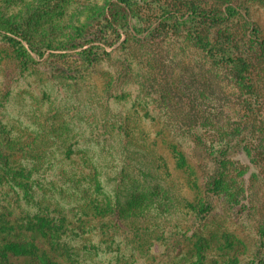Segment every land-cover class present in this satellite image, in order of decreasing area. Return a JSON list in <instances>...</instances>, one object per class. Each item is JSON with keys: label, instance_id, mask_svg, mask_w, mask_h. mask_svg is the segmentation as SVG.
<instances>
[{"label": "rangeland", "instance_id": "1", "mask_svg": "<svg viewBox=\"0 0 264 264\" xmlns=\"http://www.w3.org/2000/svg\"><path fill=\"white\" fill-rule=\"evenodd\" d=\"M110 1L0 0L44 51L22 60L0 32V264L33 262L3 248L16 238L57 264H264V0H136L119 32ZM86 40L93 61L66 47ZM218 154L225 183L198 220ZM95 198L121 216L88 215ZM60 211L62 235L29 227Z\"/></svg>", "mask_w": 264, "mask_h": 264}, {"label": "trees", "instance_id": "2", "mask_svg": "<svg viewBox=\"0 0 264 264\" xmlns=\"http://www.w3.org/2000/svg\"><path fill=\"white\" fill-rule=\"evenodd\" d=\"M134 4H136V0H111L109 2V6L106 11V18L108 19L110 26L115 31L119 32V27H123L126 25L128 12L134 8ZM236 12H238L237 8L232 5H227L225 11H222L220 13H212L211 11H199V13H202L201 15H203L205 18H212L214 21L220 22L235 15ZM0 32L4 34L9 42L15 45V47L17 48L18 57L22 60H25L27 62L34 61V57L32 55L33 51L38 56L44 55V51L38 49L34 45H24L23 41L27 40L28 36L25 30L20 25H18L17 22L9 18L0 16ZM250 34L255 38L264 55V38H262L257 33V28L254 26H252V28L250 29ZM87 41L88 40L83 42H70L66 44V47L70 49L81 48V53L85 55L87 60L93 61L97 57V52L94 50L97 45L91 43L89 46L84 47ZM89 41L93 42L92 39H90ZM204 46H209L208 42H204ZM208 49H212V47ZM239 60L242 59L240 58ZM240 65L245 66V63L242 62ZM14 158H16L15 154ZM228 159L229 158L226 155L222 154H218L214 158L216 168L214 172L206 177V180L204 182L203 199L196 210V217L198 220L205 219L213 210V198L215 195L221 192L222 186L225 183ZM17 161L18 160L13 159L10 167H8V174L11 176L14 182L22 186H27L28 184H25V181L29 173L25 170V168L20 167V164ZM91 202L92 210H88L86 212L88 215L97 217L109 213H114L115 216H121L122 209L119 204H117L115 208L110 207V203L108 200L105 202L98 198L92 199ZM135 207L137 206H132V208L130 209H137ZM46 212L48 213V211ZM47 213H35V219H32L29 222V227L39 229L40 233L59 232L61 235L66 229H69V225L71 222L70 220H68L65 213H62L60 211L57 217L49 216ZM130 215L133 216L132 214ZM130 215L128 216L131 217ZM5 228V224H2V230H4ZM49 237V239L51 240L52 234ZM35 240L36 238L11 239L4 243L5 246L3 248L12 250L14 251V253H21L26 256H31L33 262H28L25 264H57V262L52 257H50L45 250L40 253L38 252V245L36 244ZM36 259L38 260L37 263L34 261Z\"/></svg>", "mask_w": 264, "mask_h": 264}]
</instances>
